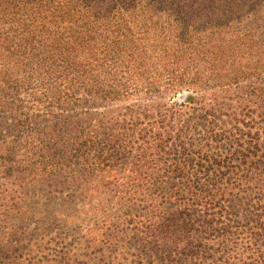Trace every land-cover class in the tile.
Wrapping results in <instances>:
<instances>
[{
	"label": "trees",
	"instance_id": "trees-1",
	"mask_svg": "<svg viewBox=\"0 0 264 264\" xmlns=\"http://www.w3.org/2000/svg\"><path fill=\"white\" fill-rule=\"evenodd\" d=\"M262 75L264 0H0L3 263L264 264Z\"/></svg>",
	"mask_w": 264,
	"mask_h": 264
},
{
	"label": "rangeland",
	"instance_id": "rangeland-1",
	"mask_svg": "<svg viewBox=\"0 0 264 264\" xmlns=\"http://www.w3.org/2000/svg\"><path fill=\"white\" fill-rule=\"evenodd\" d=\"M260 82H262L263 83V88H264V75H262V77H261V79H259V80H257L256 81V84H260V85H262ZM182 97H183V95L182 94H180V95H178L177 97H175V100L176 101H181L182 100ZM2 190V189H1ZM0 190V191H1ZM45 194H43V197H42V199H44L45 198ZM18 203L16 204V201H14V200H7V199H3L1 196H0V204H2V205H7L6 207H10L9 209H10V214L8 215L9 217H8V219L7 218H5V217H0V241H1V246H0V260H1V263L2 264H4L3 263V260L1 259V258H3V257H6L8 254H9V252L7 251V248H6V241H7V238H6V235H7V233H8V231L9 232H13V230H14V227H16V225H19V223H20V221L18 220V219H16V210L14 211L13 209H14V206H15V208L19 205V201H17ZM30 203H29V206H28V210H27V212H29V213H31V212H33V210H34V208L37 206V205H35V204H33L32 205V202H33V200H31V201H29ZM47 206L46 205H43V206H40V205H38V207H37V209H39V210H42V209H45V208H51L52 207V205H53V202L51 201V200H49V201H47ZM1 205V206H2ZM1 206H0V209H1ZM3 207V206H2ZM11 207H13V209L11 208ZM58 210L59 211H61V209H59L58 208ZM40 214V213H39ZM42 219H44V217L40 214V216H39V218H37L36 220H42ZM31 220L32 221H36L35 220V218H31ZM28 223V222H27ZM26 223V224H27ZM32 225L33 224H31V227H32ZM52 226V224L50 225V227ZM13 228V229H12ZM55 241V247L53 246V245H51L50 247L52 248H50L51 250H54V251H57V253L56 254H58L60 251H69L68 249H67V247H70L68 244L71 242L70 241V239H67V240H65V241H61V240H59L58 239V241L57 240H54ZM10 242H12L13 244H14V242L13 241H10ZM59 242H61V244H56V243H59ZM64 245H66V246H64ZM68 245V246H67ZM73 245V244H72ZM61 249V250H60ZM11 251V250H10ZM72 253H70V255H71ZM88 254H90L89 252H88ZM64 255H66L65 253L62 255V256H64ZM52 257V256H51ZM51 257H49V258H51ZM74 258V257H73ZM88 261H89V263H92V264H98V263H100V262H98V258H94V256H93V254H91V256L89 257V259H88ZM72 263V262H71ZM71 263H69V264H71Z\"/></svg>",
	"mask_w": 264,
	"mask_h": 264
}]
</instances>
